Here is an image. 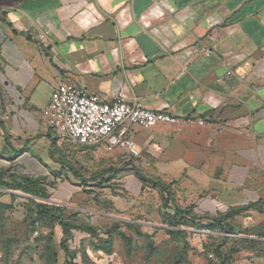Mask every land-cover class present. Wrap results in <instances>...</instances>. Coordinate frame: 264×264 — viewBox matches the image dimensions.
<instances>
[{"label":"crops","instance_id":"obj_1","mask_svg":"<svg viewBox=\"0 0 264 264\" xmlns=\"http://www.w3.org/2000/svg\"><path fill=\"white\" fill-rule=\"evenodd\" d=\"M61 82L180 119L132 128L154 162L148 173L177 201L150 184L136 191L127 170L113 197L118 230L170 238L193 229L169 224L174 207L192 218L221 214L239 233L228 264H264V0H0V201L27 195L60 206L81 225L71 239L89 234L101 212L83 185L94 179L73 175L72 144L43 116ZM75 193L86 203L67 202Z\"/></svg>","mask_w":264,"mask_h":264},{"label":"rangeland","instance_id":"obj_2","mask_svg":"<svg viewBox=\"0 0 264 264\" xmlns=\"http://www.w3.org/2000/svg\"><path fill=\"white\" fill-rule=\"evenodd\" d=\"M70 143L73 175L82 182L95 181L92 185L83 184L93 188L94 193L86 197L92 196L101 212L92 223L93 230L86 235L75 232L71 239H65L60 237L54 218L62 209H55L58 205L27 195L22 199L4 198L0 201V264H228L229 254L238 251V232L236 237H229L225 230L206 223L191 225L193 229H179L182 232L170 238L162 232L154 240L138 232L126 240L127 231L117 229V214L112 209L113 197L121 184L119 179L131 170L149 181L143 182L135 175L139 181L134 179L136 191L141 184L155 186L163 181L147 171L154 162L148 160L141 146L139 156L128 155L130 159L126 160L107 150L96 153L91 146ZM164 184L174 205L177 198L172 197L169 186ZM86 201L82 193H75L67 200L78 205ZM218 218L222 215L218 214ZM61 240L65 241L61 243ZM234 255L233 258H239L238 254Z\"/></svg>","mask_w":264,"mask_h":264},{"label":"built area","instance_id":"obj_3","mask_svg":"<svg viewBox=\"0 0 264 264\" xmlns=\"http://www.w3.org/2000/svg\"><path fill=\"white\" fill-rule=\"evenodd\" d=\"M43 116L48 127L70 142L102 146L108 151L124 149L134 157L140 154L132 136L134 126L149 129L160 122L177 123L180 120L169 112L132 104L122 94L113 101H103L67 82L53 88ZM197 122L203 123L200 119Z\"/></svg>","mask_w":264,"mask_h":264},{"label":"trees","instance_id":"obj_4","mask_svg":"<svg viewBox=\"0 0 264 264\" xmlns=\"http://www.w3.org/2000/svg\"><path fill=\"white\" fill-rule=\"evenodd\" d=\"M135 175L137 176V178L143 182H149L145 177H143L141 174H139L138 172L135 173ZM156 187L158 186V188L162 191H165V184L163 182H159L157 184H154ZM21 189L25 192V193H29L32 195H41L42 192L40 189H36L35 187H29V186H22ZM168 201L165 199L164 201V206H167ZM40 207V206H38ZM53 207V206H52ZM61 207L56 206L55 209H58ZM173 214L172 215H168L166 216V219H168V222L170 225L172 226H191V223H194V220H198L199 221H203L205 220V223L209 226H212L214 228H220L222 230H225L226 233H232L237 229H234L232 226H229L228 223L225 221V219L222 218L219 219L218 216H213V215H204V216H197V217H191L189 215V212H187L186 210H182L178 207H174L173 208ZM59 214L54 215V218L56 219L57 223L61 226L62 231H63V237H69L71 234V228L72 227H76V228H80L81 225L75 224L74 222H72L68 216V214H65L63 212V209H61V212H58ZM166 215V214H165ZM85 229L89 232H91L92 227H85ZM170 236L174 235V233H181L182 231L179 229H173V230H168ZM237 232V231H236ZM235 232V233H236ZM125 235V234H123ZM126 236V235H125ZM128 238H126V240H129L130 236H126ZM65 241V240H61V243ZM230 255V254H229ZM229 257V256H228Z\"/></svg>","mask_w":264,"mask_h":264}]
</instances>
